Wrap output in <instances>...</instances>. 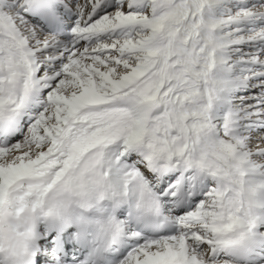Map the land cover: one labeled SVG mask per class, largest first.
I'll return each mask as SVG.
<instances>
[{
  "label": "snow or ice",
  "instance_id": "6c2138e0",
  "mask_svg": "<svg viewBox=\"0 0 264 264\" xmlns=\"http://www.w3.org/2000/svg\"><path fill=\"white\" fill-rule=\"evenodd\" d=\"M0 264H264V0H0Z\"/></svg>",
  "mask_w": 264,
  "mask_h": 264
}]
</instances>
